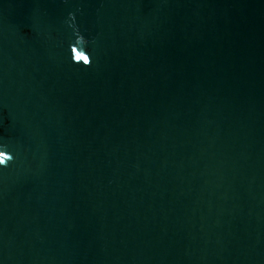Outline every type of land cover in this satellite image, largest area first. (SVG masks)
Returning <instances> with one entry per match:
<instances>
[{"label":"water","instance_id":"95a60500","mask_svg":"<svg viewBox=\"0 0 264 264\" xmlns=\"http://www.w3.org/2000/svg\"><path fill=\"white\" fill-rule=\"evenodd\" d=\"M0 264H264V0H0Z\"/></svg>","mask_w":264,"mask_h":264}]
</instances>
